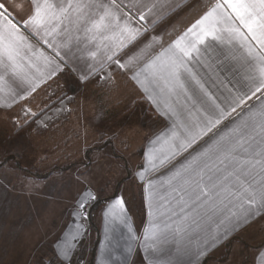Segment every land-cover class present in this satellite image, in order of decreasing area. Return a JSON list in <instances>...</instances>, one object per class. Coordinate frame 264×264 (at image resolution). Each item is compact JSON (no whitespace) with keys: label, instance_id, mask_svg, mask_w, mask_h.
Here are the masks:
<instances>
[{"label":"crops","instance_id":"crops-1","mask_svg":"<svg viewBox=\"0 0 264 264\" xmlns=\"http://www.w3.org/2000/svg\"><path fill=\"white\" fill-rule=\"evenodd\" d=\"M11 2L12 0H9V3ZM38 2L42 9L45 5L53 6L51 9H45L49 14L52 12L59 14L67 10V19L56 23V28L52 31L41 32L35 38L28 37L31 49H25V60L21 63V70L27 73L29 81L36 82L33 93L25 98L13 100L15 90L3 65L0 64V112L2 113L16 112L24 100L57 79L74 81L84 87L93 86L94 82L91 80L94 75L88 77V73L90 70L98 71L102 53L122 39L118 30L90 31V21L81 18L79 8L87 4H97L100 0H38ZM111 2L112 0H106V3ZM145 2L149 4L151 10L144 9L147 15L145 23L148 35L143 39L147 40L151 37L153 45L152 47L146 45L139 53L146 59L158 54L161 43L184 33L205 13L209 4L223 3V0H145ZM153 4L155 6L151 7ZM90 14L95 18L98 11L92 10ZM222 27L227 28V25ZM222 35L224 37L222 43L220 40L213 42L211 37L208 38L209 46L203 53L204 61L195 65V71L206 82V86L216 92L227 106L237 94L243 95L249 87L254 86L259 79L262 65L259 60L249 63V58L245 56L246 50H242L238 43L228 39L227 32ZM51 39H55L57 43L63 41L68 45L62 49L68 53L67 67L58 70L57 74L44 82L39 77L42 73L49 71V66L40 53L50 54L51 48L47 42ZM141 42L133 44L127 48V51L131 52ZM249 43L257 57L264 54V48H261L258 41L249 38ZM28 63H31L33 67L28 68ZM113 73L115 80L117 79L130 89L136 96L137 104L144 105L152 116L150 128L153 131L148 132L145 146L136 158L135 171L132 175L130 174L136 186L141 188L142 207L136 208L134 205L130 207L129 200L118 190L113 197L104 199L111 200L103 203L98 212L100 215L95 220V226L99 232V244L94 264H146L141 253L136 250L143 241L134 237L137 234L147 235L149 229L155 233L154 238L149 241L155 253L152 264H168L169 261L172 264H203L205 260V264H226V259L234 258L238 247L241 250L252 249L251 264H264V201H260L259 197L254 202L247 199H233L231 202L225 201L221 204L217 200L206 208L190 212L186 218L181 219L179 225L174 217L169 219L165 212V206L172 198V186L168 181L177 171L184 172V169L191 164L194 154L200 156L201 160L207 159L204 153L215 157L216 145L227 142L229 137L233 136V130H238L239 126H247L248 133L260 146L257 152L264 149V116H261L257 109L260 104L257 97L260 93L245 100L235 111L229 109L228 116L219 125L187 148L182 149L178 140L169 139L167 143L163 141L153 143V140L156 134L165 129L166 123L172 122L169 116L182 125L190 124L198 119L197 116L189 114L191 101L187 100L183 94L176 96L162 92L161 86L151 77L143 78L142 86H134L120 71ZM186 87L192 89L188 94L193 97L199 92L190 79L186 81ZM224 97L228 99L224 100ZM172 151L178 154L165 159ZM227 171H230V167ZM227 171L217 173L216 176L222 178L227 175ZM256 171L257 173L260 171L259 166ZM185 176L187 177L186 173ZM16 178L17 180L4 173L0 174V264H33L32 260L40 252L42 254L45 246L51 249L55 257V251L61 248L71 247L75 251V243L83 237L86 229L75 219L72 222L69 221V227L65 226L61 238H57L59 230L56 232V241L52 246L46 245L50 239L40 238L33 225L37 220L41 221L43 211L37 210L32 205L35 199L28 195L32 194L30 190L35 188H32V185H36L37 182L47 184L49 188L45 190L46 196L48 191L60 188L59 181L53 180L52 177L45 181L33 178L30 185V180ZM140 178L143 179L145 187L149 183L153 185L151 212H149L148 201L144 198ZM205 181L210 183L207 176ZM229 181L231 187L235 183V178L229 177ZM244 182L247 184L246 180ZM127 183L126 180L123 186ZM262 185H264V176L254 174L252 189L259 190ZM20 190L24 191L25 195H21ZM86 195L93 196L89 195V192ZM45 196L43 203L47 201ZM121 198L125 200L123 209L117 203ZM246 209L255 212L254 218L251 222L240 225L239 229H235L233 226ZM31 211H35V215L32 216ZM58 222L60 223L59 216ZM226 228H233V230L226 232ZM27 232L30 237L35 238L30 243L26 242ZM197 250H200V255H196ZM73 254L70 257L66 256L64 260H71ZM88 254L87 264L91 256L89 252ZM87 260L84 258L82 263L86 264Z\"/></svg>","mask_w":264,"mask_h":264},{"label":"snow or ice","instance_id":"snow-or-ice-1","mask_svg":"<svg viewBox=\"0 0 264 264\" xmlns=\"http://www.w3.org/2000/svg\"><path fill=\"white\" fill-rule=\"evenodd\" d=\"M153 4L151 7H154ZM52 5H45L42 9L38 0H0V64L3 65L8 79L11 81L15 96L13 100L25 98L33 93L36 88L35 81H29L27 73L21 70V63L25 60V49H31L28 37L35 38L41 32L52 31L56 23L67 19L66 11L57 14H49L45 9H51ZM151 10L145 0H100L97 4H87L79 8L80 16L85 21H90V31L105 32L119 31L122 38L115 46H110L100 57L98 71L90 70L88 77L95 75L97 80L104 78V84H112L115 77L110 72L120 71L134 86H142L143 78L151 77L161 86L162 92L184 97L191 101L190 115L198 117L192 123L182 125L169 116L170 124H165V129L156 134L153 143L169 139L178 140L180 148H187L202 135L211 131L219 125L229 114V109L235 111L245 100L250 99L257 93L260 104L258 112L264 116V54L257 57L252 52L249 38L258 41L261 48H264V0H223V3L209 4L205 13L196 20L186 31L177 38L163 42L159 46L158 54L151 58H142L139 53L147 45L152 47V38H143L148 35V28L145 21L147 15L144 9ZM97 10L98 15L93 18L91 11ZM19 17V19H17ZM55 22V23H54ZM227 25V28L222 25ZM227 32L228 39L238 43L242 50H246L245 56L249 63L260 61L259 79L254 86L249 87L243 95L237 94L230 103L225 106L221 97L206 86L199 73L195 71V65L204 61L203 53L209 46L207 40L211 37L213 42L224 37L222 33ZM142 41L131 52L127 48ZM50 54L41 52L40 56L49 66V71L42 73L39 79L47 82V79L57 74L58 70L67 67V51L62 49L68 47L63 41L59 43L55 39L48 40ZM32 68L31 63L27 64ZM39 69L37 68V71ZM85 77V78H88ZM191 80L199 92L193 97L189 95L192 90L186 87V81ZM222 95V94H221ZM228 97H224L227 100ZM24 119L19 124L23 127L28 121L27 117L32 115L28 108L23 109ZM39 116L34 117V123ZM198 129V131H197ZM233 136L225 143H218L214 149L215 157L204 153L206 160L200 156L193 155L191 164L184 169V172L177 171L168 183L172 186V198L165 206V212L169 219H176L178 225L182 218H186L190 212L199 208H206L211 203L219 200L221 204L231 202L233 199H247L264 201V185L259 190L252 189L251 183L254 174L264 176V149L260 147L247 131V126H239L233 130ZM223 139V138H221ZM178 153L172 151L165 159L174 157ZM259 166L260 171L256 169ZM230 167V171H227ZM142 171V168H141ZM227 171L222 178L217 173ZM187 174V177L185 176ZM207 176L208 181H205ZM229 177L235 178V183L230 187ZM244 178L243 180L241 178ZM247 181L245 184L244 181ZM144 198L148 201L149 212H151L153 201V185H144L142 178L139 180ZM90 188L86 187L77 198L73 209L74 215L81 221H86L89 216V208L95 202L96 197L87 196ZM222 198V199H221ZM117 203L123 209L124 198ZM255 216L254 211L245 210L238 222L233 226L239 229L240 225L251 222ZM233 230L226 228L225 231ZM132 231H135L134 225ZM86 233V229H85ZM155 236L152 229L147 235L137 234L134 238L143 241L138 245L137 252L141 253L146 264H152L155 253L153 245L149 242ZM75 239V238H74ZM74 248H61L55 251L56 260L64 264V258L70 257ZM196 255H200L197 250ZM49 264H52L50 261ZM168 264H172L171 261Z\"/></svg>","mask_w":264,"mask_h":264},{"label":"rangeland","instance_id":"rangeland-1","mask_svg":"<svg viewBox=\"0 0 264 264\" xmlns=\"http://www.w3.org/2000/svg\"><path fill=\"white\" fill-rule=\"evenodd\" d=\"M115 83V89L108 91L95 83L93 86L84 87L74 81H64L69 89H73L68 90L69 93L75 91L78 105L73 106L69 122L60 129L53 141H48L47 138L32 140L23 133L15 135L9 123L15 112H0V174L4 173L16 180V177H22L30 180V185L33 178L45 181L52 177L59 181L60 188L48 191L46 196L45 190L49 187L40 182L32 185L35 188L30 190L32 194H28L35 199L32 205L43 211L41 221L37 220L33 224L37 235L50 239L46 245L52 246L56 241V232L59 230L57 238H61L65 226L69 227V221L75 219L86 228V233L75 243L72 259L64 260V264H84L80 260L88 259V249L95 236L94 229L88 222L90 208L86 221H81L73 211L84 188H90L89 195L96 197L95 202L113 197L118 190L129 200L130 207H142L141 188L136 186L131 175L135 171L136 158L144 148L148 134L153 131L150 128L152 116L144 105L137 104L136 96L130 89L117 79ZM73 135L77 137L72 139L67 148V153L72 156L70 160H66V155L56 152L54 148L60 146L61 150L64 141ZM45 155L51 156L50 161L44 162ZM56 166L60 169L55 170ZM66 167L69 169L62 170ZM126 180L128 183L123 186ZM21 190V195H25ZM44 196L47 198L46 203H43ZM102 205L96 207L94 220L98 219ZM32 211L33 216L36 210ZM26 236L27 243L35 239L28 232ZM42 251V254L40 252L32 260L33 264H49L50 261L52 264H59L51 249L45 246ZM252 255V249L241 250L238 247L234 258L226 259V264H251Z\"/></svg>","mask_w":264,"mask_h":264},{"label":"trees","instance_id":"trees-1","mask_svg":"<svg viewBox=\"0 0 264 264\" xmlns=\"http://www.w3.org/2000/svg\"><path fill=\"white\" fill-rule=\"evenodd\" d=\"M109 75H114L113 72H110ZM91 82H94L98 85V87L113 91L115 89V79L112 84L105 85L104 84V78L101 77L100 80H97L96 76L92 78ZM89 82V83H91ZM73 91L72 88H68L62 79H57L56 81L52 82L51 84L47 85L40 91L34 93L30 97H28L26 100H24L18 107L17 111L14 113V118L9 120V123L11 124L12 131L15 135L18 134H25L30 139L38 140V139H48V141H53L56 138V135L60 132V129L65 127V125L69 122L71 115L73 113V106L78 105L77 98L74 94V92L69 93V91ZM28 108L31 110L32 115L27 117V123L21 128L19 127V124L24 119V113L23 109ZM39 116V119H36L33 123L32 120L34 117ZM77 136L68 137L64 143L63 146H56L54 150L56 152L62 153V155H66L65 159L70 160L71 154L68 152V146L70 142H72V139H75ZM59 145V144H56ZM100 150V149H99ZM91 151H88L87 155H89ZM46 156V155H45ZM51 156H46L44 159V162L50 161ZM57 162V161H51V163ZM58 163H55L57 165ZM58 166H56L55 170H59ZM69 167L63 168L62 170H68ZM111 200V199H109ZM109 200H101L96 201L93 206L90 208V216L88 219L89 224L94 229L95 236L91 244V248L89 249V253L91 254L89 264H94L95 260V254L96 250L99 244V232L95 226V220H94V213L96 207H98L99 204H103L106 201ZM83 259L81 258L80 262H82ZM206 260L203 264H205Z\"/></svg>","mask_w":264,"mask_h":264}]
</instances>
